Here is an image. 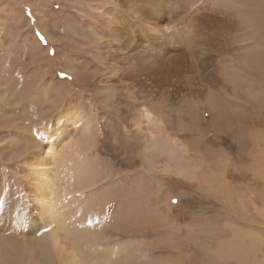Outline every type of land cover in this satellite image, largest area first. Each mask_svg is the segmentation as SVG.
Returning a JSON list of instances; mask_svg holds the SVG:
<instances>
[{
  "label": "rangeland",
  "instance_id": "obj_1",
  "mask_svg": "<svg viewBox=\"0 0 264 264\" xmlns=\"http://www.w3.org/2000/svg\"><path fill=\"white\" fill-rule=\"evenodd\" d=\"M116 1L0 0L1 264L21 263L12 250L33 242L50 264L56 230L85 264H264V0L223 15L198 0V17L238 19L243 31L198 52L212 76L192 81L203 85L191 96L121 83L120 38L88 32ZM167 20L169 35L178 22ZM49 143L63 153L67 202L45 227L30 166Z\"/></svg>",
  "mask_w": 264,
  "mask_h": 264
},
{
  "label": "bare ground",
  "instance_id": "obj_2",
  "mask_svg": "<svg viewBox=\"0 0 264 264\" xmlns=\"http://www.w3.org/2000/svg\"><path fill=\"white\" fill-rule=\"evenodd\" d=\"M198 3V0H174L173 3L169 0H117L114 6L101 10L98 13V16L102 18V20L97 19V23L102 21L101 26L91 24L88 28V32H90L92 37H95L97 31L94 26H97L110 38H120L116 52L121 53L120 58L122 60H127V66H129L128 73L121 76V83L130 82V84H135L145 93H147L150 88L160 87L168 93L173 91H185L190 96L196 95L201 91L203 81H200L197 85L192 84V81H199V79L206 80L212 76V71L209 70V66L201 64H205L206 61L201 62V59L196 57L199 55L198 52L202 53L203 51L204 53L202 54L204 56L206 50L211 48V42L213 38L215 39L217 37L216 35H219V37L221 35L227 36L235 31L239 33L240 30L243 31V28H240L242 26L238 19L233 21L234 23H230L228 19L217 18L208 14L198 17L199 13L202 12L205 7L199 6ZM206 4L210 5V7L206 6L207 9L209 8L210 12H218L223 15L227 13L229 9L234 8L238 4V0H213ZM121 11L126 12L128 17L119 19L117 14L121 13ZM168 15H174L178 22V24L175 23V25L171 27L170 30L172 33L169 35L165 33V27L163 25L168 22ZM257 21H259L258 23L261 25H259V27L264 29V20ZM231 30L232 32L230 33ZM235 35L238 36L239 34L235 33ZM136 38H138L140 42L138 41V43H135L134 40H136ZM209 54L211 53H207L206 56L208 57ZM112 55V57L115 56L114 54ZM204 58L205 57L202 59ZM170 63L180 64L174 66ZM206 65H208V63H206ZM197 66H199V69H197ZM196 69L197 71L194 73ZM199 71H203L205 76ZM205 72L207 74H205ZM157 76L160 77L158 78ZM182 83H188L189 87L185 90ZM213 109H209L208 112L216 116L227 114L223 109L218 112L213 111ZM227 112L230 113L228 110ZM146 113L149 118L150 112H148L147 109ZM255 129L253 134H255L256 137L261 134V130H258V128ZM262 135H260V137ZM260 137H258V139ZM43 150L39 149L36 155L33 153L31 154L34 163H32L30 167L33 172L31 177L34 176L32 183L35 185L32 186V188L34 187V191H37V194L33 197V202L40 208L43 216V226L46 227L50 220L62 216V207H58L57 205L63 203L65 206L67 200L61 198L60 189L58 188L59 184H57V181H59L57 179L61 173L59 159L63 157V153L61 154L52 143H49ZM69 172H67V175ZM56 232H50V236L48 235L49 240H46L47 247L44 253L47 258L46 261L50 264H55L57 261L56 259H58L62 261V264H85L82 262V256L77 248L72 245V241L66 238V236H59ZM36 243L33 242V245L30 247L28 246V248L21 247L22 245L19 243L20 245L17 247L18 250H12L17 254L16 257L20 259L21 263L19 264L25 263L26 260L22 258L28 253L32 263L40 264V251ZM0 252H3V244ZM1 263L2 257L0 255V264ZM98 263V261L91 262V264Z\"/></svg>",
  "mask_w": 264,
  "mask_h": 264
}]
</instances>
